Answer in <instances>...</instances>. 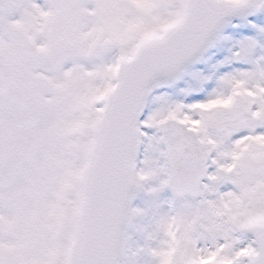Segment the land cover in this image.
<instances>
[{"label": "snow or ice", "instance_id": "1", "mask_svg": "<svg viewBox=\"0 0 264 264\" xmlns=\"http://www.w3.org/2000/svg\"><path fill=\"white\" fill-rule=\"evenodd\" d=\"M0 264H264V0H0Z\"/></svg>", "mask_w": 264, "mask_h": 264}, {"label": "rangeland", "instance_id": "2", "mask_svg": "<svg viewBox=\"0 0 264 264\" xmlns=\"http://www.w3.org/2000/svg\"><path fill=\"white\" fill-rule=\"evenodd\" d=\"M161 148L165 147L164 145H160ZM145 151H146V144L142 143L140 145V150L139 153L137 155V159H136V165L137 167H141L142 165V160L144 158L145 155ZM154 155H159L158 153H155ZM161 162H162V158H161ZM156 181H153V183H155ZM159 198L162 201H167L168 199L171 198V190L169 188H164L162 191L159 192ZM147 199V194L144 191H139L135 194V196L133 197L132 201H131V205L133 207H143L145 206V202Z\"/></svg>", "mask_w": 264, "mask_h": 264}]
</instances>
